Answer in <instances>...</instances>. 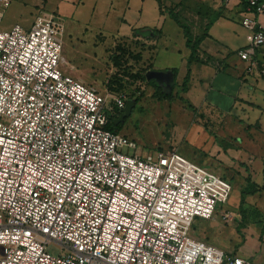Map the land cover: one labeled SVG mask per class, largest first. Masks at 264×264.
Returning <instances> with one entry per match:
<instances>
[{"label": "built area", "instance_id": "2783aa9c", "mask_svg": "<svg viewBox=\"0 0 264 264\" xmlns=\"http://www.w3.org/2000/svg\"><path fill=\"white\" fill-rule=\"evenodd\" d=\"M246 3L253 36L237 56L255 65L264 1ZM10 6L0 0V264H252L192 237L197 219H232L222 211L231 183L111 132L127 97L60 69L57 13L1 30Z\"/></svg>", "mask_w": 264, "mask_h": 264}, {"label": "crops", "instance_id": "0c3cea01", "mask_svg": "<svg viewBox=\"0 0 264 264\" xmlns=\"http://www.w3.org/2000/svg\"><path fill=\"white\" fill-rule=\"evenodd\" d=\"M39 7L85 28L94 21L105 38L142 41L152 56V70L162 75L177 70L175 83L182 85L190 69L182 93L187 103L183 116L192 121L189 127H216L222 146H216L214 154L226 167L241 165L254 179L253 164L258 162V171L264 173V48L255 65L237 56L253 36L242 26L245 11L240 0H162V12L157 0H40L35 5ZM48 7L52 11H46ZM172 13L194 39L208 28L209 37L190 65L191 50ZM35 18L29 14L25 29ZM260 21L264 24V18ZM214 172L224 178L222 168Z\"/></svg>", "mask_w": 264, "mask_h": 264}, {"label": "rangeland", "instance_id": "374dc122", "mask_svg": "<svg viewBox=\"0 0 264 264\" xmlns=\"http://www.w3.org/2000/svg\"><path fill=\"white\" fill-rule=\"evenodd\" d=\"M39 3L40 0L11 1V6L3 13L1 30L8 31L10 28L7 27L16 23L25 28L24 20L30 13L37 16L45 12L41 7L35 8ZM46 11H52V8L48 7ZM57 14L65 24L60 69L102 93L107 89L112 96H125L128 101H135L131 116L120 123L123 125L120 134L137 143L139 154L175 150L212 172L222 168L223 177L231 182L232 193L222 211L231 214L232 219L224 220L221 214L208 221L197 219L192 227V237L252 264H264V191L242 198L247 178L251 176L241 165L226 167L214 154L216 146H222L216 127H189L191 120L183 116L187 103L180 83L174 82L171 88L173 82L166 83L165 75L152 70V56L142 41L105 38L94 26V21L85 28L69 17ZM108 81L110 86H107ZM155 85L164 91H172L173 100H159ZM253 166L252 182L264 187V173L258 171L259 163L255 162Z\"/></svg>", "mask_w": 264, "mask_h": 264}, {"label": "trees", "instance_id": "16d2710c", "mask_svg": "<svg viewBox=\"0 0 264 264\" xmlns=\"http://www.w3.org/2000/svg\"><path fill=\"white\" fill-rule=\"evenodd\" d=\"M241 1V5L244 8V11H246L247 8V3L246 0H240ZM264 1V0H262ZM159 7L161 9L162 12V0H157ZM173 18L177 21V23L180 25V27L183 29L184 31V35L186 38V44L187 47L191 50V57L189 59V65L192 63V60L194 59V56L197 54L198 49L201 45V43L209 37L208 35V28L206 29L204 35L202 37L196 38L194 39L192 34H191V30L189 27H187L186 25H183L180 21L179 18L177 17V15L172 13ZM212 24V23H211ZM141 59V56L138 57V60ZM190 72V69L188 70ZM187 77L185 78L182 86V92H186L187 90V86L189 83V73ZM176 75H177V70H173L172 73V77H173V84L170 85L171 88H173L174 85V81L176 79ZM110 81H108L107 86H110ZM155 90H156V94L159 100H167V101H172L173 100V95H172V91H164V89L158 85H155ZM123 112H115L111 117H110V123L108 126V129L113 132V133H118L120 134L121 129H122V124L119 125H115V121L118 120L120 118V116L122 115ZM264 191V187H259L258 185H256L255 183L252 182L251 177L247 178V186L244 189V191H242V198H245L246 196H250L253 194H256L257 192H261Z\"/></svg>", "mask_w": 264, "mask_h": 264}, {"label": "water", "instance_id": "95a60500", "mask_svg": "<svg viewBox=\"0 0 264 264\" xmlns=\"http://www.w3.org/2000/svg\"><path fill=\"white\" fill-rule=\"evenodd\" d=\"M165 82L166 83H169V82H173V79H172V74H166L165 75ZM135 101H128L127 104H126V107L122 113V115L120 116V118L118 120L115 121V125H119L120 123H123L127 118H129L131 116V113H132V110L135 106Z\"/></svg>", "mask_w": 264, "mask_h": 264}]
</instances>
